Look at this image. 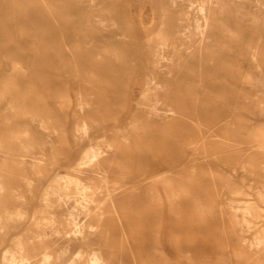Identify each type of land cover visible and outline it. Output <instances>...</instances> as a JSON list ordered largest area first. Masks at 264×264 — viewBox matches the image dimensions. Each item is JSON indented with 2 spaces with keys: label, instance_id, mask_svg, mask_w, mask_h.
Here are the masks:
<instances>
[{
  "label": "bare ground",
  "instance_id": "bare-ground-1",
  "mask_svg": "<svg viewBox=\"0 0 264 264\" xmlns=\"http://www.w3.org/2000/svg\"><path fill=\"white\" fill-rule=\"evenodd\" d=\"M50 1L0 0V49L11 63V71L0 78V104L6 101L0 107V264H59L71 245L78 249L64 264H180L164 250L147 257L140 249L159 219L151 212L164 203L170 207L161 215L176 214L172 244L180 253L188 252L183 246L200 241L214 245V264L264 262V225L249 241L245 236L263 216L264 159L238 153L254 140L264 149V0H66L58 4L57 14L38 16V5L47 11ZM45 24L52 25L47 32ZM25 58L30 72L55 76L52 89L64 117L71 107L65 86L70 87L69 76L74 78L77 105L71 112V136L80 142L95 134L100 139L84 148L75 173L51 176L44 144L52 165L58 156L52 133L64 155L71 154L65 118L38 94L22 64ZM50 58L65 64L68 75ZM136 59L143 80L127 122L134 126L97 133L105 120L104 105L110 107L112 98L108 93L96 98L104 91L95 78L109 61L123 62V70L133 73ZM210 91L224 108L203 106L210 99L200 94ZM240 110L254 122L236 144L242 148L229 144V137L247 126L241 116L234 117ZM207 139L210 144L216 140L215 155H231L255 198L229 199L213 210L212 201L201 196L211 192L213 200L231 185L228 173L217 176L208 169ZM132 146L138 150L140 171L151 175L144 178L142 192H136L134 182L133 191L116 195L117 184H128L124 169L132 163ZM185 147L192 149L191 156L179 160ZM148 151L171 166L161 177L163 190L152 174L160 165L144 158ZM45 180L49 182L41 189ZM40 190L39 207L30 219ZM183 201L191 204L190 211L180 207ZM62 206L65 214L58 211ZM210 215L215 216L214 227ZM184 218L191 230L187 240L181 238ZM183 256L193 264L191 254Z\"/></svg>",
  "mask_w": 264,
  "mask_h": 264
},
{
  "label": "rangeland",
  "instance_id": "rangeland-1",
  "mask_svg": "<svg viewBox=\"0 0 264 264\" xmlns=\"http://www.w3.org/2000/svg\"><path fill=\"white\" fill-rule=\"evenodd\" d=\"M66 0H53L50 1L52 4H50V6L46 7L45 9L47 11L44 10V8L40 5L39 6V10L37 13V15L39 16L40 14L46 15V16H50V12L51 13H58L60 11V7L58 6V4L61 3H65ZM46 25V24H45ZM46 27V32L49 31V28H52L51 24H47L46 26H42ZM44 30V28H43ZM62 33L63 32V28L61 29V31H57L58 33ZM50 34V33H48ZM142 48H144L142 45L140 46V48H138V50H141ZM138 58V57H137ZM105 60V59H104ZM136 62V67H135V71L133 73L128 72V71H124L123 67L124 64L123 62L120 63L118 61L111 63L112 61H109L110 63H108V67L105 68L104 70H102V72L100 73L99 77L95 78L97 81V86H99V84H102V90L104 91L102 94L99 93L100 90H98L96 88L97 94L99 93V95H97V99L101 98V95L103 96V94L108 93L110 95V97L112 98L111 100V105L110 107H108V105H104L105 107V120H103L101 122V124H99L96 128V132L97 133H106L109 132V130L115 126H119V127H123L125 129L131 130V127L134 126V124H128V119L131 118V114L132 112L135 110L136 105L138 104V98L140 96V91L142 89V85H141V81L143 80L142 77H140L139 79V74H137L136 70L139 67L140 61L139 59ZM49 63H53L56 64L57 66H60L59 71H64L66 68V65L64 66L61 63H58L57 59H52L50 58L48 60ZM30 60L25 58L22 60V64L25 66L26 70H27V74L30 77V79L32 80V82L36 85V90L38 91V94H40L47 102L49 107L56 113V115L58 117L61 118H65L62 120V122L65 124L66 127V142L69 145L68 148L70 149V153L68 156L64 155V151L61 148V145H59V141L57 139V137L52 133L51 137L52 139L55 141V145L58 147V156L56 158L57 162L54 163L53 165L50 164V158H49V145L48 143L44 144V158L46 159V162L48 163V167L49 169H51V176H55L58 173H62V171H70L71 173H75V171L73 170V167L76 163V160L80 157V154H82L84 148L89 147L90 145H97V143H99L100 139L96 137V134L93 135L91 137V140H84V141H74L72 136H71V129L73 127V122H72V118H71V112L72 110L75 108V106L77 105L76 101H75V88L74 86L71 84V81L74 80V78L72 76L70 77V87L68 86V88L65 86V91L70 92L69 93V97L71 99V107L69 108V112H68V116L64 117L60 111V109L58 108V104L56 102V97H57V93L56 90L52 89V86H54V84H52V82H54V78L55 76H53L50 73H46V74H37V72L33 73L30 72V66H29ZM127 63V62H126ZM133 64L135 62H132ZM133 64H131L130 66L132 67ZM110 65H113V67H110ZM127 65V64H126ZM111 68V69H110ZM117 69V70H116ZM131 71V68H129ZM11 71V63H10V59L8 58V56L6 55L5 52L2 51V49H0V78L4 75L7 74ZM65 72V71H64ZM166 73V72H165ZM65 75H68V73H64ZM46 75V76H45ZM42 76L44 77V80L42 79ZM141 76V75H140ZM205 79V78H204ZM141 80V81H140ZM51 82L49 86L43 85V82ZM140 84L139 87H137V85ZM211 87V86H210ZM55 89V88H54ZM51 90H53L51 92ZM211 90V88H210ZM211 92V91H210ZM113 94L115 95V97L113 96ZM202 97H205L207 95H209V97L207 96L208 99H210L209 102H202L203 106L204 105H210V104H217V106H219L220 108H224L225 106L222 104V100H218V95L215 96L214 92L208 93V94H200ZM185 96H187V94H185ZM114 98V99H113ZM188 102V101H187ZM6 101H2V104H0V107L3 108L5 105ZM103 104V103H102ZM200 104V103H199ZM239 114L234 113V117L235 118H240L243 119L244 123H247L245 126V129L242 130V133L240 135H236V136H230L229 138V144L231 146H237L238 148H242L240 147L242 144L240 145H236L237 142L239 140H242L245 136H246V132L252 127L254 126V122L247 120L246 117H244V115L246 116V112L244 110H240V112H237ZM117 118V119H116ZM111 131V130H110ZM215 139V137H214ZM207 151L205 154V159L206 162L208 163V169H212L216 172V175L218 176L217 173L219 172H226L229 175V179L231 181V185H229L228 187H224L221 189L222 190V196H216L213 200L211 199V197L209 196V193L211 192H201V196L204 199H209V201H212V208L213 210H217L221 204V202L223 201H227L229 199H233L236 202H241L245 199L248 198H255L253 189L247 187L239 178V169H236L235 167V162L233 161L231 155H215L214 150L212 149V147L216 146V143L213 140V143H208L209 140L207 139ZM250 146V148L248 149H241L238 151L239 155H241V157H247L248 154L250 153H255L256 157H259L261 159H264V149L260 147V143L258 141H251V143L246 144L245 146ZM103 148V145H102ZM237 151V150H235ZM130 152L132 153V163L129 164V167L127 169H124L125 172V180H127L128 184H117V189L115 190L116 195H121L123 192L125 191H133L131 188V184H133L134 182H137V187L138 189L136 190V192H142L146 186H147V180H145L144 178L151 175L149 173H147L146 171L143 170L140 171V165L137 164V157H138V150L136 149V147L132 146L130 149ZM192 153V149L191 148H184L183 151V155L182 157L179 158V160L183 159L186 160L188 158H190ZM146 157V160L152 161V160H156V162H158V164L160 165L159 169H156L154 171V173H152L156 179V183L157 185L160 187L161 190H163L164 185H163V180H162V176H166L167 174H169L168 170L170 169L171 166H169V164L164 161L159 154L155 153L154 151H148L145 153L144 158ZM235 167V168H234ZM113 169V168H112ZM110 169V170H112ZM142 172V173H141ZM146 172V173H145ZM156 175V176H155ZM50 176V175H49ZM216 176V177H217ZM51 178V177H50ZM48 180H45L42 185H41V189L45 188L48 184ZM220 182H218V186H220ZM176 190H178V187L175 186ZM235 191H238L235 193ZM42 192V190H40L37 194V198L35 200V203L33 204V206H31V209L29 210V218L32 219V217L35 214L36 208L39 207V202H40V193ZM165 199V197H164ZM73 203L70 201L68 203V206H71ZM177 205H174L173 208L175 207L176 209ZM170 207V204H161L159 206H157L156 211H152L151 212V216H155L154 218H159L155 224H152L151 227V231H150V236H147V240L141 244L140 249L142 250L143 254L147 257L150 256H156L158 255V251L159 250H164L165 252H167V254L169 256H171L172 258H178L180 261V264H188L187 259L183 256L186 254H191L192 258H193V264H214L213 258L215 255V248L213 247V244H209L206 242H200V241H196V242H192L190 243V245H185L182 247L183 250H187V253H180L179 252V248L177 246H174L172 244V235H173V230H172V226L173 223L175 222L176 219V214L174 212V210L171 211H167L166 215H161V213H163L162 211H165L166 209H168ZM180 207H182V209L184 211H190L192 209L191 204L188 201H183L180 205ZM60 209H58L59 212L65 214L66 213V207H59ZM107 208V207H106ZM158 211V212H157ZM165 213V212H164ZM263 216L259 217L254 226L245 233L246 236V241H249L254 234L260 230V228H262V226L264 225V204H263V210H262ZM188 213H186L187 215ZM156 218V219H157ZM185 220V218H184ZM183 220V221H184ZM210 223L211 225L214 227L217 222L215 219L214 215H210ZM185 227L183 228V230L181 231V238H183L184 240H187L188 238H190L191 236V230L188 227V220L184 221ZM16 235V234H15ZM117 238V237H116ZM154 242H156L155 244H153ZM213 245V246H212ZM78 249V245H71L69 247V251L64 255V260L61 262L62 264L65 263V260L68 261L72 258L73 254L75 253V251ZM2 251V248L0 249V252ZM227 253L229 255H231L232 253V249L229 248ZM70 257V258H69ZM59 263V264H61ZM257 264H264L263 261H259Z\"/></svg>",
  "mask_w": 264,
  "mask_h": 264
}]
</instances>
